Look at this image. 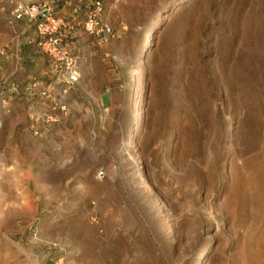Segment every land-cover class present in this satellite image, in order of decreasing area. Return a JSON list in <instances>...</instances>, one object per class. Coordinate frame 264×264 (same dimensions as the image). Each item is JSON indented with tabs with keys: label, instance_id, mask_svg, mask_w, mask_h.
Segmentation results:
<instances>
[{
	"label": "rangeland",
	"instance_id": "1",
	"mask_svg": "<svg viewBox=\"0 0 264 264\" xmlns=\"http://www.w3.org/2000/svg\"><path fill=\"white\" fill-rule=\"evenodd\" d=\"M10 1L0 49L13 39ZM105 6L120 38L75 37L81 78L59 122L35 136L17 102L0 132V264H247L240 244L264 230V211L249 207L230 231L235 176L241 192L264 180L251 166L264 157V96L231 94L220 68L253 37L264 78V0Z\"/></svg>",
	"mask_w": 264,
	"mask_h": 264
},
{
	"label": "built area",
	"instance_id": "2",
	"mask_svg": "<svg viewBox=\"0 0 264 264\" xmlns=\"http://www.w3.org/2000/svg\"><path fill=\"white\" fill-rule=\"evenodd\" d=\"M107 1L110 9L116 10L125 0L10 1L6 20L13 39L0 49V59H6L9 50L14 49L15 57L22 61V49L32 47L34 57L46 62L47 69L39 77L20 82L13 77L21 71L17 64L12 78L0 79V132L17 102L29 104L35 136L42 135V125L44 129L46 125L51 127L59 122V113L68 111L66 99L81 78L79 59L72 47L75 37L83 32L98 46L120 38L105 18ZM99 176L103 177L104 172L100 171ZM89 219L99 224L97 214H90Z\"/></svg>",
	"mask_w": 264,
	"mask_h": 264
},
{
	"label": "bare ground",
	"instance_id": "3",
	"mask_svg": "<svg viewBox=\"0 0 264 264\" xmlns=\"http://www.w3.org/2000/svg\"><path fill=\"white\" fill-rule=\"evenodd\" d=\"M247 40L248 44L246 46L247 50L244 53V59H237V61L236 57H234L235 55L226 57L224 63L221 65L220 72L224 80L228 81L231 94H245L252 101L253 99L259 100L264 96V89H257L256 87L264 88V78L261 77L257 79L261 75L254 71L253 66L251 65L253 61L256 60L253 47L257 43H254L253 37H248ZM260 56L264 57V45L260 50ZM232 62L237 66L229 67L227 65ZM227 77L229 78L226 79ZM140 123L141 118L139 117L133 139H136L139 134ZM251 166L255 174L260 172L264 166V157L259 161L251 162ZM235 179V187L238 190L239 201L237 204L235 223H233L230 228L231 232L235 231L238 223L251 217L248 213L249 207H253L257 211H264V180H261L256 176L252 177L247 181V184L250 187L249 191L241 192L243 184L242 177L236 175ZM240 245L243 246V257L241 259L247 264H264V230L260 232V235L257 236V238L244 240ZM220 264H223L222 260L220 261ZM232 264H238L237 260L235 259Z\"/></svg>",
	"mask_w": 264,
	"mask_h": 264
},
{
	"label": "crops",
	"instance_id": "4",
	"mask_svg": "<svg viewBox=\"0 0 264 264\" xmlns=\"http://www.w3.org/2000/svg\"><path fill=\"white\" fill-rule=\"evenodd\" d=\"M19 55L22 61L20 58L15 57L14 49H11L6 59H0V79L6 77L12 78V73H14L13 70L16 68L17 64L20 65L21 71L17 73V75H13V77L17 78L20 82H25L32 76H35L38 69L41 70L42 73L47 69L46 62L34 57L32 47L23 48ZM33 61L37 67L36 69L33 65ZM5 127L12 131V113L6 118Z\"/></svg>",
	"mask_w": 264,
	"mask_h": 264
}]
</instances>
